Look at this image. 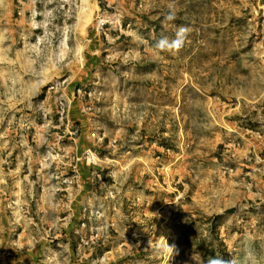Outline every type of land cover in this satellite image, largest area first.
I'll list each match as a JSON object with an SVG mask.
<instances>
[{"label": "rangeland", "instance_id": "rangeland-1", "mask_svg": "<svg viewBox=\"0 0 264 264\" xmlns=\"http://www.w3.org/2000/svg\"><path fill=\"white\" fill-rule=\"evenodd\" d=\"M213 258L264 264V0H0V264Z\"/></svg>", "mask_w": 264, "mask_h": 264}, {"label": "clouds", "instance_id": "clouds-1", "mask_svg": "<svg viewBox=\"0 0 264 264\" xmlns=\"http://www.w3.org/2000/svg\"><path fill=\"white\" fill-rule=\"evenodd\" d=\"M166 20H173L175 17L169 13L165 16ZM188 28L180 26L175 33V38L169 40L167 37H162L155 43L154 47L160 51L178 52L185 43L188 34ZM171 248V247H170ZM207 264H232L231 261H224L222 258L210 259Z\"/></svg>", "mask_w": 264, "mask_h": 264}]
</instances>
